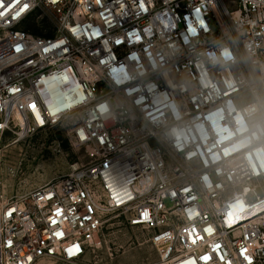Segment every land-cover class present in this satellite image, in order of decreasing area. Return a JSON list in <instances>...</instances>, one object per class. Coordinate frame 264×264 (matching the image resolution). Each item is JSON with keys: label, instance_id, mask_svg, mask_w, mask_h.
Returning a JSON list of instances; mask_svg holds the SVG:
<instances>
[{"label": "built area", "instance_id": "2783aa9c", "mask_svg": "<svg viewBox=\"0 0 264 264\" xmlns=\"http://www.w3.org/2000/svg\"><path fill=\"white\" fill-rule=\"evenodd\" d=\"M67 119L91 158L0 203V264L77 261L112 213L147 264H264V0H0V138Z\"/></svg>", "mask_w": 264, "mask_h": 264}, {"label": "rangeland", "instance_id": "374dc122", "mask_svg": "<svg viewBox=\"0 0 264 264\" xmlns=\"http://www.w3.org/2000/svg\"><path fill=\"white\" fill-rule=\"evenodd\" d=\"M52 29L44 19L41 24L29 19L22 27L31 32H42L40 27ZM74 121L61 120L55 125L27 129L21 133L5 132L0 138V203L18 190L41 185L64 175L70 166L88 161L91 156L84 147L71 143ZM264 186V181L262 182ZM103 226L100 243L77 261L41 258L35 264H147L157 259L150 241V231L131 226L123 216L109 214Z\"/></svg>", "mask_w": 264, "mask_h": 264}, {"label": "bare ground", "instance_id": "6f19581e", "mask_svg": "<svg viewBox=\"0 0 264 264\" xmlns=\"http://www.w3.org/2000/svg\"><path fill=\"white\" fill-rule=\"evenodd\" d=\"M36 114V116H37V119H38V122L41 124V125H43L44 124V119H43V116L40 114V112H36L35 113ZM25 125H27V119L25 118ZM25 129H27L28 130V126H26L25 128H24V130Z\"/></svg>", "mask_w": 264, "mask_h": 264}, {"label": "snow or ice", "instance_id": "6c2138e0", "mask_svg": "<svg viewBox=\"0 0 264 264\" xmlns=\"http://www.w3.org/2000/svg\"><path fill=\"white\" fill-rule=\"evenodd\" d=\"M57 235H59V234L57 233ZM204 259H205V260H207V259H208V257H204Z\"/></svg>", "mask_w": 264, "mask_h": 264}]
</instances>
